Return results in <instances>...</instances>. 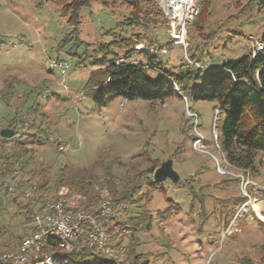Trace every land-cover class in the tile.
I'll use <instances>...</instances> for the list:
<instances>
[{
    "label": "rangeland",
    "instance_id": "1",
    "mask_svg": "<svg viewBox=\"0 0 264 264\" xmlns=\"http://www.w3.org/2000/svg\"><path fill=\"white\" fill-rule=\"evenodd\" d=\"M248 1L253 5L247 14L254 17L245 22L247 16L239 17L236 6L239 2L247 10ZM253 1L212 0L209 27L202 31L212 36L205 40L194 32L192 25L197 16L187 28L185 48L173 44L165 24L159 21L134 31L161 46V59L174 66L183 63L186 50L198 47L214 57L212 65L218 60L238 59L262 46V18L255 13ZM145 8L143 5L142 12ZM157 10L156 3L151 11ZM80 16L79 40L95 49L113 40L107 32L129 16V11L115 8L112 14L93 2L81 9ZM70 30L59 9L48 0H0V131L18 114L25 115L26 121L24 128L16 124L17 132L31 135L40 128L42 133L35 142L30 140L35 160L27 164V172L34 174L41 164L48 166L49 176L65 164L74 171L92 170L96 191L101 198L110 199L107 190L98 185L105 181L106 167L111 166L108 172L119 176L123 171L120 164L143 169L149 164L147 159H157L160 164L171 159L180 181H161L152 195L148 209L154 219L150 230L138 235L139 245L134 251L140 255V264H240V259L247 258L264 264V220L254 210L256 205L264 217V153L256 155L249 170L236 169L226 161L213 128L214 102L178 97L164 102L129 100L112 93L110 86L105 90L89 85L98 66L87 60L78 67L77 58L68 55L73 42L59 50ZM145 45L139 43L136 47L142 49ZM82 50L79 47L78 54ZM186 56L189 58V53ZM56 59L70 64L65 76L50 67ZM96 91H104V104L93 99ZM34 105L38 109L35 114L30 112ZM188 111L196 113L197 127H193ZM31 123L36 128H29ZM11 138L25 139L19 135ZM196 138L200 139L198 144ZM35 179L26 174L17 179L30 198L36 197L28 191ZM10 185L14 193L0 197V251L14 248L19 238L32 232V212L19 213L10 200L18 195L20 202L23 197L17 186ZM63 188L68 191L61 187L47 198L57 197ZM67 195L74 202L81 198L69 191ZM168 200L179 210L165 221L156 213L167 208ZM120 249L125 261L124 250Z\"/></svg>",
    "mask_w": 264,
    "mask_h": 264
},
{
    "label": "trees",
    "instance_id": "2",
    "mask_svg": "<svg viewBox=\"0 0 264 264\" xmlns=\"http://www.w3.org/2000/svg\"><path fill=\"white\" fill-rule=\"evenodd\" d=\"M48 2L59 9L61 16L71 27L70 32L62 39L59 50L65 44L73 42L68 55L77 58L76 65L82 66L88 60L90 64L99 68L98 72L90 77L89 85L92 83L96 87L99 86V89L105 90L110 86L111 90H109L112 93L120 94L129 100L164 102L167 98L178 97L183 100L214 102V112L217 110L219 113L217 120L213 119V128L218 134L221 152L226 161L236 169L253 168L256 155L264 153V0L253 1L255 13L260 14L262 18L260 49L247 51L238 59L218 60L212 65L210 62L214 57L209 55L204 47H198L195 51L186 50L189 58L186 56L187 53L184 54L185 59L178 66L163 61L161 59L163 48L157 46L156 42L150 41L146 34L134 31L147 23L156 24L159 21L165 24L160 10L153 13L151 11L156 6L154 0H48ZM93 2H99L102 9L109 10L112 14L115 8L127 10L129 16L118 21L114 28L107 32L113 40L90 49L89 44L79 40L78 26L81 9L90 7ZM211 2L212 0L202 1L199 15L192 25L194 32L205 40L212 36L202 32L209 27L207 20ZM237 4L236 7H239L241 13L239 17L247 16L245 22H250L254 15L247 12L252 8L253 3L248 1L247 10L246 6H242L239 2ZM143 5L146 6L144 12H142ZM139 43H145L146 47L138 49L136 46ZM81 46L82 53L78 54ZM150 49H154L157 53ZM89 52L95 54L90 55ZM96 93L93 99L99 105L104 104V91H96ZM36 107L37 105H34L30 108V112L37 113ZM25 121V115L17 114L16 119L7 126L14 131L12 137L19 135L20 138L25 139L0 137V181L7 184L11 182L17 186L19 195L23 197V201L20 202L17 199L18 195L13 196L10 201L17 205L20 214L28 215L31 212V214H41L44 212L45 204L56 199V197L49 199L47 195L49 193L54 195L59 188L65 187L70 193L81 196L78 204L84 211L92 217H97L99 213L96 208L105 199L96 191L93 182L96 176L92 170L74 171L65 164L60 165L53 176H49L48 166L41 164L34 174L27 172V164L35 160L34 151L30 148V140L35 142L36 136L42 133L40 128L31 135L22 130L17 132L16 124L24 128ZM220 122L222 123L219 135L217 129ZM28 127L36 128L35 123L28 124ZM19 161L22 163L18 164ZM147 162L149 164L143 169L135 166L129 168V163L120 164L123 171L119 176L108 172L111 166L106 167L105 181L98 183L107 190L109 202L116 208L114 216L107 223L106 232L110 243L124 250L126 264H140V255L134 252L139 245L138 235L149 231L154 219L148 205L153 193L159 189V182L154 181L153 173L160 162L157 159H147ZM25 174L36 178L28 187L29 193L36 197H28L24 188L22 189L24 185L18 183L19 176ZM11 193H3L0 189V197ZM242 199L245 200L244 197ZM167 203L168 206L164 211L156 213V216L165 221L171 219L179 210L178 205L172 201L168 200ZM35 207L38 208L33 210ZM21 239L22 237L18 239L19 242L14 248L8 247L0 251V255L16 250ZM34 256L39 262L51 259L52 264H118L106 260L102 254L86 243L67 252L58 247L55 238L45 240L39 251L29 253L24 264H34L30 261ZM63 260H67V263H62ZM252 262L249 258L239 261L240 264H255ZM0 264L17 263L14 260H7Z\"/></svg>",
    "mask_w": 264,
    "mask_h": 264
},
{
    "label": "built area",
    "instance_id": "3",
    "mask_svg": "<svg viewBox=\"0 0 264 264\" xmlns=\"http://www.w3.org/2000/svg\"><path fill=\"white\" fill-rule=\"evenodd\" d=\"M199 1L155 0L164 17L168 35L174 45L186 47L187 28L200 12ZM150 51L157 53L154 49H150ZM50 67L56 69L61 76H65L70 64L65 60L58 59L51 62ZM175 90L178 93V90ZM187 113L193 121V127H197L196 113L191 111ZM218 113L217 110L214 112L215 121ZM200 139L196 138L195 144H198ZM20 163L21 161L18 164ZM0 189L3 193L13 191L12 185L1 181ZM67 193V190L61 189L54 201L45 204L43 213L30 215L31 234L22 237L16 250L1 254L0 262L14 260L17 264H24L29 253L39 251L45 240L55 238L58 247L67 252L86 243L102 254L106 260L118 264L124 263L121 249L110 243L106 232L107 223L116 212L113 203H110L109 199H105L96 208L99 213L98 216L92 217L79 206L78 202L68 198ZM32 261L34 264H52L51 259L39 262L36 256L33 257ZM62 263H67V260H63Z\"/></svg>",
    "mask_w": 264,
    "mask_h": 264
},
{
    "label": "water",
    "instance_id": "4",
    "mask_svg": "<svg viewBox=\"0 0 264 264\" xmlns=\"http://www.w3.org/2000/svg\"><path fill=\"white\" fill-rule=\"evenodd\" d=\"M13 134L14 131L9 128H4L0 131V137L4 139H10ZM153 179L155 182L165 181L166 179L171 180L173 183H178L180 181L179 175L172 168L171 159H167L160 164V166L153 173ZM141 264H147V261H144Z\"/></svg>",
    "mask_w": 264,
    "mask_h": 264
},
{
    "label": "bare ground",
    "instance_id": "5",
    "mask_svg": "<svg viewBox=\"0 0 264 264\" xmlns=\"http://www.w3.org/2000/svg\"><path fill=\"white\" fill-rule=\"evenodd\" d=\"M260 209H261V208H260ZM254 210H255L256 214H257L262 220H264V217L261 216V215L259 214V208H258L256 205H254Z\"/></svg>",
    "mask_w": 264,
    "mask_h": 264
}]
</instances>
